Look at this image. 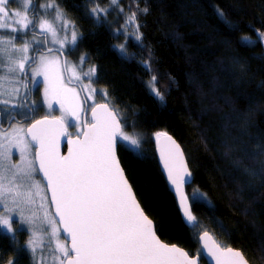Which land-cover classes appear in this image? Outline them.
Masks as SVG:
<instances>
[{"label": "trees", "instance_id": "trees-1", "mask_svg": "<svg viewBox=\"0 0 264 264\" xmlns=\"http://www.w3.org/2000/svg\"><path fill=\"white\" fill-rule=\"evenodd\" d=\"M56 2L83 33L68 59L79 64L81 55L91 57L85 65L96 66L94 87L108 93L122 122H135L125 133L142 137L143 158L118 153L160 237L202 257L198 237L210 232L221 246L240 249L250 264H264V175L244 170L257 166L250 153L264 151V0H123L136 13L140 42L117 32L112 11L100 24L89 17V8H107L110 0ZM145 7L147 14L139 11ZM114 45H125L128 58ZM141 61L151 63L163 104L150 95L145 81L151 74ZM2 81L0 100L7 98ZM34 101L32 115L39 119L45 108L40 90ZM158 132L178 140L193 173L187 186L196 217L191 224L160 168ZM196 190L206 199L193 203ZM27 245V231L11 235L0 227V264H32Z\"/></svg>", "mask_w": 264, "mask_h": 264}, {"label": "snow or ice", "instance_id": "snow-or-ice-1", "mask_svg": "<svg viewBox=\"0 0 264 264\" xmlns=\"http://www.w3.org/2000/svg\"><path fill=\"white\" fill-rule=\"evenodd\" d=\"M16 2L18 0H0V29H11V32L19 34L22 42L21 47L16 49L22 53V58L16 62L15 67L9 68V71L15 72L18 69L24 72L25 65L31 61V75L43 78L34 80V83L44 86V101L49 108H52L54 103L58 104L62 116L54 120H49L48 117L36 120L25 132L29 139L19 136L18 133L10 137L8 143L19 148L22 166L11 164V169H15V172L12 178H9L4 173L10 169L0 161V205H3V213H7L0 214V225L11 232L12 214H17L22 223L34 228L33 238L29 241L31 251L35 252L40 246L38 233L35 231L36 213L25 216L23 207L36 201L32 192L21 198L18 190L20 186L13 183L18 174L32 178L38 167L47 182L46 188H40L38 183L33 184L42 212L39 219L42 225L48 227V234L56 240L59 256L54 259L58 264H198L199 257L195 254L189 255L187 251L161 241L157 235V226L136 200L121 167L118 150L128 152L136 158H143L142 137L125 134V128L135 129L136 124L124 119L122 125L115 108L109 106L110 101L102 104L94 102L90 105L88 111L91 119L84 121L87 130L78 132L75 139L68 141L71 145L68 155L60 154V139L68 135L64 117L73 118V125L79 127L75 122L84 111L80 93L68 84L73 79L82 83L83 78L87 77L88 85L83 87L89 88V95L85 99L92 98L97 91L90 87L94 79L98 80L96 66L93 64L81 75L64 56L66 51L71 55L78 48L83 33L68 19L56 0H47L45 4L23 0V11L11 8V4ZM91 2L95 3V0ZM110 4L118 6L119 0H110ZM37 9H43V15ZM50 9L54 11L52 21L44 18ZM29 11L32 13L31 17ZM120 11L123 12L124 9L121 8ZM139 11L147 14L148 9L145 7ZM107 13L108 9L100 7L99 4L88 9L89 17L97 24L107 19ZM219 14L223 16L222 12ZM57 23L60 26L59 31ZM128 26L135 30L133 37L140 42L143 34L139 31L140 25L135 12L130 16L126 15L123 27ZM29 34L32 36L31 40L26 39ZM124 34L127 35V32ZM38 35L44 36L45 39H37ZM259 35L264 40V32ZM15 39L13 36L7 41L13 48ZM49 42L56 47H46ZM113 47L123 57L128 58L123 45ZM30 50L38 55L29 56ZM86 60L90 62L91 57L81 55V68ZM141 63L145 71L151 74L150 80L145 81L150 95L163 104L165 93L157 87L158 77L153 73L151 63ZM69 67H72L73 75L65 77L64 73ZM99 94L107 100L108 93L104 89H101ZM0 103L7 105L9 101L0 100ZM161 137L167 141L159 149L163 167L171 185L179 194V203L186 222L191 224L196 221V217L192 214V205L183 191V185L190 182L192 172L176 141L167 132L154 134L157 143ZM31 142L38 146V166L25 155ZM0 157L7 160V151L0 152ZM248 158L257 166L245 167V172L251 176L264 175V151L250 153ZM200 199H206V194L194 191L193 203ZM61 232L67 234L64 241L60 239ZM207 236L208 233L204 232L198 239L204 240ZM203 249L206 255L215 260V264H249L244 254L237 249L221 247L215 243L212 247L204 243Z\"/></svg>", "mask_w": 264, "mask_h": 264}, {"label": "rangeland", "instance_id": "rangeland-1", "mask_svg": "<svg viewBox=\"0 0 264 264\" xmlns=\"http://www.w3.org/2000/svg\"><path fill=\"white\" fill-rule=\"evenodd\" d=\"M21 3L23 4V0H20V5L16 6V7H11L14 10H21L23 11V5L21 6ZM123 8L124 11L121 12L120 9ZM108 9V13L110 11H112L114 13V17L117 20V32H127L126 35V39H130L131 37H133V32L135 31L131 26H128L127 28H124L123 26L125 25V17L132 15L128 8H126L124 6L123 0H119V4L117 5H112L110 4L109 7H107ZM38 11L41 12V15H43L44 10L43 9H38ZM107 13V14H108ZM29 15L30 17L32 16L31 11H29ZM54 17V11L53 10H48V15L45 16L44 18L52 21ZM57 29L58 31L60 30V26L57 23ZM15 36L16 39L15 41H13V43L15 44V48H13V46L9 43H7V41L11 40L12 37ZM26 39L31 40L32 36L29 34L26 36ZM37 39L39 40H44V36H37ZM49 41L51 40V38H48ZM21 40L19 37V34L17 33H13L11 32V29H0V78L5 77V81H2V86L4 85V89L6 90L5 93L7 94V98H3L1 100H8L9 103L7 105H4L2 103H0L2 105L1 109L3 110V114L5 116V118H7V116H10V114L13 112V110H15L19 115L25 116L28 113V109L24 108V100L27 98V83L25 78L23 79V75L24 72H20L18 69L15 72H10L9 68H13L16 65V62L22 58V53H19L16 51L17 48L21 47ZM49 47H56L54 45H52L50 42L48 43ZM124 48L127 50V47L124 45ZM34 52L30 50V52L28 53L29 56H33ZM58 55V54H57ZM31 63V61H29V64ZM26 64L25 65V69L26 67L29 65ZM86 64V63H85ZM83 65L82 68H79V64L78 66L76 65V63L73 62V66H76L78 71L82 74L83 72H86L91 65ZM7 68V71H6ZM29 78L31 80V88L34 90V88L36 87H41L44 91V86L43 85H36L34 83V80H42V77H33L31 75V72L29 71ZM95 80V79H94ZM93 80V81H94ZM84 82L87 83L88 85V79L87 77H84ZM90 87L95 88L92 84L90 85ZM96 89V88H95ZM96 93L92 96V98L87 99L91 104L92 103H98L101 100L104 102L108 101V97L107 100L105 98H103L99 92L101 89H96ZM86 95H89V88L86 87ZM0 97H5L3 89L0 88ZM43 98V102H44V110L40 111L39 115L41 118L43 117H61L62 116V112L58 110L59 105L58 104H53L52 108H49L47 106V103L44 101V97L42 95ZM26 101V100H25ZM82 105V104H81ZM29 106L36 111L38 106L35 105V101H29ZM81 115L80 114V118L79 120H77L75 123L79 125V127H76L73 125V118L67 117L65 116V125H66V129L69 133L70 136H75L77 135L78 132L82 131L81 129ZM20 129H24V132H18V130ZM27 130V124L26 123H19V122H15L12 124V126L10 127L9 130L7 131H2L0 129V145H2L3 147H0V152H5L7 151L8 153V159L4 160L2 157H0V161L3 162L4 166L6 168H9L10 170L5 172L4 175L8 176L9 178H12L13 172H15V169H11V164H15V165H21V153L19 151V148L12 146L8 143L10 137L14 136V135H18L19 136H25V132ZM127 134V133H125ZM127 135H131L134 137H137V134H127ZM138 138V137H137ZM25 139H28V137L25 136ZM156 142V141H155ZM25 155L27 156V158L29 160H32L34 162V164H36V149L35 147L32 145V143L30 144V148L28 150L27 153H25ZM9 161L11 163H9ZM37 165V164H36ZM14 184L19 185V191L21 193V198H23V196L27 195L29 192H32L33 198L35 199L36 203L33 204H26L23 205L24 207V215L25 216H29L32 214V212L36 213V217H34L35 219V231H37L38 233V240H39V247L36 248L35 252H32L30 247H29V241L32 240V232L34 230L33 226L24 224L21 222L20 217L13 213L12 214V219H13V225H12V231L9 232L6 228H4L2 225H0V227L2 228V230H4L5 232L14 235L15 234V230L16 229H21V230H25L27 231L28 234V250L30 252L31 258H32V264H58V261L54 259L55 256H59V253L56 250V240L54 238H52L48 232L49 229L46 225H42L41 224V220L39 219V217H41L42 212L40 211V207H39V197L35 195V189L33 188V184L34 183H38L40 188H46L45 183L43 182L42 178L40 177L38 168L37 170H35L33 172L32 178H28L23 176V174H18L15 176V179L13 180ZM11 195V194H9ZM11 203V201H10ZM50 203V201H49ZM0 214H7V213H3V205H0ZM60 239L62 241L66 240L62 233H60Z\"/></svg>", "mask_w": 264, "mask_h": 264}, {"label": "water", "instance_id": "water-1", "mask_svg": "<svg viewBox=\"0 0 264 264\" xmlns=\"http://www.w3.org/2000/svg\"><path fill=\"white\" fill-rule=\"evenodd\" d=\"M47 47H49L48 44H47ZM29 65H30V64H29ZM29 65L26 67L25 72H24V76L27 78V91H28V98H27V100L30 98V95H31V85H30V84H31V80H30V78H29V71H30ZM100 103L102 104V103H105V102H100ZM109 106L111 107V105H109ZM88 110H89V105L87 104L86 111H85V114H84V117H83V124H84V126H83V131H86V130H87V124H85L84 121H85V120H88V114H89V111H88ZM116 111H117V110H116ZM117 113H118V112H117ZM119 117H120V116H119ZM43 118H44V117H43ZM43 118H39V119H37V120H41V119H43ZM56 118H59V117H48L49 120H54V119H56ZM120 119H121V118H120ZM35 121H36V120H35ZM35 121H33L32 123H34ZM121 124L123 125L122 120H121ZM30 126H31V125H30ZM30 126H29V127H30ZM29 127H28V128H29ZM67 133H68V131H67ZM168 135L171 136L172 139L175 140L176 143L180 146V149L182 150L183 155H184V159L186 160V162H187V164H188V167H189V169H190V171H191V168H190V166H189V163H188V160H187V157H186V154H185V152H184L183 147L181 146V144L178 142V140H177L173 135H171V134H168ZM75 138H76V136H70L69 133H68V135L61 137L60 142H59V152H60V154H61L62 156H66V155H68V151H69V149H70V147H71V145L68 143V141H69L70 139H75ZM81 138H83V137H81ZM28 139H29V138H28ZM31 143H32V145H33V146L35 147V149H36V156H37V153H38V146H37L34 142H31ZM166 143H167V141H166L163 137H161V139H160V141H159L158 143L156 142L157 154H158V162H159L160 168H161V170H162V173L164 174V176H165V178H166V180H167V182H168L170 188L172 189V191H173V193H174V195H175V197H176V199H177V201H178V204H179V206H180V203H179V194L174 190V187L171 185V182H170V180H169V178H168V176H167V172H166V170H165L164 167H163V162H162V160H161V158H160V155H159V149H160V147H161L162 145L166 144ZM118 157H119V153H118ZM119 159H120V158H119ZM36 164H37V166H38V161H37V160H36ZM120 164H121V167L124 169V167H123V165H122V163H121V160H120ZM37 168H38V167H37ZM38 171H39V170H38ZM191 172H192V171H191ZM39 174H40V177L42 178L43 182H44L45 185H46L47 182H46V179L43 177V173H42L41 171H39ZM124 175H125V177L127 178V181H128V183H129V185L131 186V190H132V192L134 193L136 200L139 202L140 207L144 210V208H143V206H142V204H141V202H140V200H139V198H138V196H137V194H136V192H135V189L133 188V185L131 184V182H130V180H129L127 174H126L125 169H124ZM192 181H193V173H192V177H191L190 182H189V183H185V184L183 185V191H184V193L187 195L190 204H191V200H190V198H189V196H188V194H187V186L190 185V184L192 183ZM48 195L50 196V192L48 193ZM180 209H181V211H182L181 206H180ZM144 212H145V214L149 217V219H151V220L153 221L154 225H156L155 221H154V220H153V219H152V218L146 213L145 210H144ZM182 214H183V212H182ZM183 216H184V215H183ZM184 218H185V217H184ZM61 233H62L63 237H64L65 239H67V234L64 233V232H61ZM203 233H204V232H203ZM203 233H201V234L199 235V237L203 236ZM207 233H208V236L205 237L204 240H200V239H198L199 244H200V247H201V252H202V257H201L200 255H196V256L199 257V262H198V264H202V258L206 261L207 264H215V260H214L210 255H206V254H205V250L203 249V245H204V243H207V244L209 245V247H212V246H213V243H215V244H217V245H220V244L217 242V240L214 238V236H213L210 232H207ZM157 235L159 236V238L161 239V241H162L163 243L168 244L169 246H173V245H175L176 247L181 248V249L187 251L186 249H184L183 247H181V246H179V245H176V244H170V243H167L166 241H164V240L160 237V235L158 234V231H157ZM220 246H221V245H220ZM221 247H223V246H221ZM230 248H233V247H230ZM233 249H236V248H233ZM237 250L241 251L240 249H237ZM187 252H188V251H187ZM241 252H242V251H241ZM188 253H189V252H188ZM242 253H243V252H242ZM243 254H244V253H243ZM189 255H190V253H189ZM244 256H245V255H244ZM245 258H246V256H245ZM246 259H247V258H246ZM249 264H250V262H249Z\"/></svg>", "mask_w": 264, "mask_h": 264}, {"label": "flooded vegetation", "instance_id": "flooded-vegetation-1", "mask_svg": "<svg viewBox=\"0 0 264 264\" xmlns=\"http://www.w3.org/2000/svg\"><path fill=\"white\" fill-rule=\"evenodd\" d=\"M46 47H47V45H46ZM36 55H38V53H35L34 52L33 56H36ZM64 56L70 62V65L73 66V62L70 59H68V57H67V51L64 53ZM76 65L78 66V64H76ZM79 68H81V67L79 66ZM76 71H77V73H80L78 71L77 67H76ZM64 75H65V77H71L73 75L72 67H69L68 71H66L64 73ZM24 78H25L26 83H27V78L25 76H24ZM83 85H87V83L84 82V78H83L82 83L76 82L73 79V81L68 84L69 87L76 88V90L80 93V100H81L82 108L84 110L82 112L81 121H80L81 128H82L81 130L82 131H83V126H84V124H83V117H84V114H85V111H86L87 104L89 105V107L91 105V103L87 99H85V97L87 96L86 95V87H83ZM38 90H40V94L42 96L43 95V89L42 88L36 87V88H34V90L31 88L30 98L28 100L26 98L25 99L26 101L24 100V103H23L24 104V108H27L28 109V113L25 116L19 115L15 110H13V112L10 114V116H7V118H5L3 112L0 110V129L2 131L9 130L10 127L12 126V124L15 123V122L26 123L27 124V128H28L32 124L33 121L37 120L35 118V115L34 116L32 115L31 107L29 106V104H27V102L29 103V101H33L36 98V94L38 93ZM27 96H28V91H27ZM90 119H91V116H90V112H89V114H88V120L90 121ZM82 131H80V132H82ZM75 136H77V135H75Z\"/></svg>", "mask_w": 264, "mask_h": 264}]
</instances>
